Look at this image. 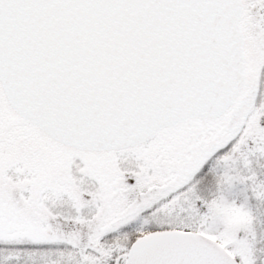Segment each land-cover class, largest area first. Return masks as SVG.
<instances>
[{
	"label": "snow or ice",
	"instance_id": "1",
	"mask_svg": "<svg viewBox=\"0 0 264 264\" xmlns=\"http://www.w3.org/2000/svg\"><path fill=\"white\" fill-rule=\"evenodd\" d=\"M0 264H264V0H0Z\"/></svg>",
	"mask_w": 264,
	"mask_h": 264
}]
</instances>
